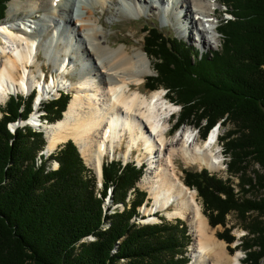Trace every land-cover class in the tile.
I'll use <instances>...</instances> for the list:
<instances>
[{
  "label": "trees",
  "instance_id": "16d2710c",
  "mask_svg": "<svg viewBox=\"0 0 264 264\" xmlns=\"http://www.w3.org/2000/svg\"><path fill=\"white\" fill-rule=\"evenodd\" d=\"M8 1L0 0V23ZM223 2L230 17L218 21L217 50L200 52L154 25L144 27L143 50L155 60V74L145 86L164 89L179 106L174 128L192 123L205 137L217 123L232 124L220 137L230 178L201 169L184 170L182 180L196 190L212 227H225L232 212L249 219L248 235L235 248L245 252V264H259L264 257V0ZM69 99L60 92L44 103V119L60 120ZM31 102V96H10L0 107V264H188L191 240L182 221H135L147 200L136 187L144 167L105 161L98 189L72 140L45 157L41 131L28 125L9 131V123L27 119ZM52 160L56 169L50 168ZM255 165L259 169L250 173ZM117 204L123 208L110 212ZM88 235L93 240L84 241ZM216 235L229 252L235 250L229 228Z\"/></svg>",
  "mask_w": 264,
  "mask_h": 264
},
{
  "label": "bare ground",
  "instance_id": "6f19581e",
  "mask_svg": "<svg viewBox=\"0 0 264 264\" xmlns=\"http://www.w3.org/2000/svg\"><path fill=\"white\" fill-rule=\"evenodd\" d=\"M91 1L93 5H88L86 0H9L6 16L0 23V104L9 95L27 94L37 86L36 109L48 91L72 89L60 120L43 122L38 111L32 112L27 120L43 129L46 151L51 152L60 143L72 139L84 162L100 179L106 153L114 156L124 144L122 157L127 159L135 148L138 162L146 159L149 163L138 182L151 199V206H144L143 211L151 215L164 211L168 218L187 221L194 238L191 245L194 261L240 264L241 258L236 253L227 256L224 241L215 237L196 201L195 191L185 187L174 162L177 156L186 165L218 171L222 157L216 144L212 145L217 130L199 142L186 127L176 139L167 141L168 116L175 105L161 89L141 90L140 83L151 72L149 58L138 46L132 51L126 43L114 47V39L105 33L99 18L106 2L113 5L110 16H118L121 11L138 16L145 10H155L160 15L166 8L169 13L182 12V19L197 32L199 17L216 13L210 7L211 1ZM33 12L35 15L31 17ZM188 26L181 25L179 31ZM203 32L206 31L203 29L202 35ZM206 42L202 37L201 44ZM41 51L56 73L50 82L43 78L40 82L44 74L38 55ZM65 73H74L75 82L67 81ZM150 214L148 219L155 218Z\"/></svg>",
  "mask_w": 264,
  "mask_h": 264
},
{
  "label": "rangeland",
  "instance_id": "374dc122",
  "mask_svg": "<svg viewBox=\"0 0 264 264\" xmlns=\"http://www.w3.org/2000/svg\"><path fill=\"white\" fill-rule=\"evenodd\" d=\"M210 1H211L210 7L212 8V11H215V10H213L214 7L217 8L216 13H215V16L217 18L215 20H212V22H210V24L204 25V24H199V22L197 23V26H196L197 29L199 26V28L202 31H203V29L206 31L205 33L203 32V35H202V31L196 32V30L192 29V27H190V25L188 26V22L185 21L184 19H182V17H181L182 12L177 10L176 12L169 13L166 11V8L164 10H161L160 15L158 14V11L154 10L153 12H149V11L145 10V11L141 12L138 16H133L130 12H127V11H121V14H119L118 16H110V14L114 11L113 5L106 2L104 5L105 11H104V13H101L99 18H100V21H102V23H104L105 33H107L108 35L111 36L112 41L114 39V41L112 42V45H114V47H117L120 44L126 43V46L131 51H132V49L134 50L137 46L141 47V49L143 50L144 36L146 34V32H144V27H146L148 25H154L157 27L158 30H160L161 32H163L167 36L184 39L186 41L187 45L191 46L194 49H198L200 52L213 51V50H217L220 47V36L216 32L217 26H218V21L220 20V18L228 17V15L225 14L226 15L225 16L223 14L224 11H227V7L223 5L224 4L223 0H210ZM86 2L88 5H93V2L91 0H86ZM7 7H8V3H7ZM7 7H6V10H7ZM164 13H166L167 16L166 15L164 16ZM96 14L97 13L95 12V15ZM34 15H35V12L30 14L31 17ZM5 16H6V11H5ZM181 25L188 26V29L183 30V28H182V31H179ZM205 26H207V29ZM202 37H204L207 41L205 45L201 44ZM143 52H144V50H143ZM38 55H39L40 63L42 64V67H43V71H44L43 72L44 73L43 80H45L46 82H50L51 77L52 76L55 77L56 73L52 69L51 64L47 63L46 58L43 56L42 51L39 52ZM148 58L151 62V64H150L151 72L149 75L144 77L143 82L140 83L141 90L143 92L149 91L145 86V82L147 81L146 78L153 76L155 74L154 68H153L155 60L152 57H148ZM65 76H66V78H68L67 81L75 82V80H76V75L74 73H65ZM40 82H42V76L40 77ZM58 89H60V88H58ZM158 89L163 90L164 94L166 95V91L164 89H162V88H158ZM64 92H68L70 94V97H71L72 89L70 90V89L66 88ZM24 95L25 94H21V95L19 94V96L21 98L26 99V96H24ZM10 96L11 95H9L8 98ZM12 96H14V95H12ZM57 96H58L57 92L55 93L54 91H50V92L48 91V96L43 99L42 105L44 103L48 102L49 100L54 99ZM165 97L167 99H169V97L167 95ZM8 98H6V100L0 104L1 110H2V108L5 107V103L7 102ZM169 101H170V99H169ZM171 103L175 105L176 110H174L175 111L174 114H172L170 116V119L168 120V125H167L168 128H171V126L174 124V117H176L178 115V112H179V106L173 102H171ZM33 111H34V109H33ZM40 113H42L41 115H43V112H40ZM1 115H2V113L0 112V117H1ZM62 116H63V114H62ZM41 118L43 119V116ZM43 122L53 123V122H49L46 119ZM24 124H25V122H24ZM33 126L34 125H32V128H34L36 131H41L43 133V136L45 139V145H44V149H45L46 138H45V133H44L43 129L40 127H37V126H34V127ZM7 127H8V125H7ZM186 127H188L192 131L194 136H196L198 138L199 142H203L201 140V136H200L201 130L199 132L198 127L197 128L194 127L192 125V123L183 124L182 126L177 128V130L175 132H173V131L168 132V128H167V141L171 142L174 139H176L178 137L179 133L181 132V130L183 128H186ZM232 127H233L232 124L220 125L219 130H218L219 136L220 137L223 136L226 133V131L228 129H231ZM198 136H200V139ZM62 143H65V142H62ZM62 143H60V144H62ZM73 143H74V141H73ZM217 147H218V148H216L217 150L220 149L223 152L222 142H219ZM124 150H125V147H124V144H122L119 151L114 156H112V154L110 152L106 153L103 160L104 161L105 160L110 161V160L114 159V160L121 161L124 159L122 157V153L124 152ZM135 150L136 149L134 148V150H133L134 153H135ZM43 151L44 150H42V152ZM141 151L144 152L143 148H141ZM134 153H132L131 156L129 155V157L127 158V161L133 162L134 164L137 165V164H139V162L136 159V155ZM219 154H220V152H219ZM222 158H223L222 163H221V158H220L221 165H220V169L218 171H209L207 168H205V167L199 168L197 165H186L183 162V160L177 156L175 157L174 162H175L176 172H177L178 176L181 178V180L184 177V172H183L184 170L200 171L201 169H206L209 173L215 174L222 179L230 178V175L228 174L227 169H226V165H225L227 159H226V157H224V155ZM141 163L145 164L144 169H143V175H144V173L146 172V170L149 166V163L146 159H143ZM51 164H52V161H51ZM84 164L88 169L87 174H89V175L93 174L94 175V177L97 180V188L101 189V182L100 183L98 182V179H97L98 176H97L96 172L93 170L92 167L88 166L85 162H84ZM56 168H57V164L54 162L51 169H56ZM253 169H259V167L257 165L251 166V167H249V172L251 173ZM250 175L253 176V174H250ZM141 178H140V180H141ZM231 180L233 181L234 184H236L238 182V180L236 178H233V177L231 178ZM138 182L136 184V187H138L140 190H143L147 193L146 188L141 187L138 184ZM191 190L195 191L196 201L201 206L202 213L207 219V216L203 212L201 199L197 196V192L195 189H191ZM254 196H255V194H254ZM146 198H147V200L145 201L144 205H141L138 208L139 216L135 218V221L140 223V224L160 223L161 219L166 220L168 222H172V223L176 222L177 220L182 221L186 225L187 235L190 237V240H191L189 245L187 246V251H186L187 252L186 255L189 258V264H200V263L194 261L191 257V245L194 242V238L190 232L188 222L181 219V218H168L164 215V211H156L153 215H151L150 213H145L143 211L144 206H146L147 208H149L151 206V199L149 198L148 193H147ZM111 210H113V209H111ZM148 214H150L151 217L154 216L155 218L148 219L149 218ZM250 217H251V215L248 216V218H250ZM248 220L249 219H246V220L240 219L237 217V215L235 213L232 212V213H229L226 217V226L225 227H223L221 225H217L215 227H212L209 223H208V225L210 228L214 229V235L217 239H218V237L216 235L217 232H222L224 228H229L230 233L235 237V240L231 244H229V246L233 248L235 245H237V244L239 245V243L242 241V239L248 235V232H247L248 230L246 229V224H247ZM207 222H208V219H207ZM85 240H87V241L93 240V236L88 235L84 238V241ZM218 240H221V239H218ZM221 241H223V240H221ZM224 243H225V251H226L228 257L236 253L237 255L240 256L241 260L245 258L244 251L242 248H240L239 246L236 248L234 247L235 250L233 252H229L228 246H227L228 244L225 241H224ZM211 260H213V259H210V261ZM241 260H240V264H245L243 262V260L242 261ZM211 262H213V261H211ZM259 264H264V257L261 258V260L259 261Z\"/></svg>",
  "mask_w": 264,
  "mask_h": 264
},
{
  "label": "water",
  "instance_id": "95a60500",
  "mask_svg": "<svg viewBox=\"0 0 264 264\" xmlns=\"http://www.w3.org/2000/svg\"><path fill=\"white\" fill-rule=\"evenodd\" d=\"M18 124L20 125V124H23V123H22L21 120H18L17 122L14 123L13 127H15V126L17 127ZM43 153H44L45 155H48V154H49V152H47L46 149H44ZM105 202H106V201H105ZM107 202H108V203L111 202V192L109 193V195H108V197H107Z\"/></svg>",
  "mask_w": 264,
  "mask_h": 264
},
{
  "label": "built area",
  "instance_id": "2783aa9c",
  "mask_svg": "<svg viewBox=\"0 0 264 264\" xmlns=\"http://www.w3.org/2000/svg\"><path fill=\"white\" fill-rule=\"evenodd\" d=\"M244 256H245V254H244Z\"/></svg>",
  "mask_w": 264,
  "mask_h": 264
}]
</instances>
